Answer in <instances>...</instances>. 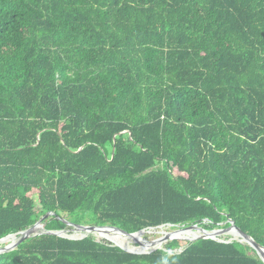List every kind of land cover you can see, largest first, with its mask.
Instances as JSON below:
<instances>
[{
    "label": "trees",
    "instance_id": "1",
    "mask_svg": "<svg viewBox=\"0 0 264 264\" xmlns=\"http://www.w3.org/2000/svg\"><path fill=\"white\" fill-rule=\"evenodd\" d=\"M48 213L47 230L232 220L264 247V0H0V239ZM186 240L43 234L0 264H264Z\"/></svg>",
    "mask_w": 264,
    "mask_h": 264
},
{
    "label": "water",
    "instance_id": "2",
    "mask_svg": "<svg viewBox=\"0 0 264 264\" xmlns=\"http://www.w3.org/2000/svg\"><path fill=\"white\" fill-rule=\"evenodd\" d=\"M50 215V213L46 214L45 216L41 217V219H39L33 226L27 228L26 230H23L21 232H18V233H15V234H9L7 236H5L4 238H1L0 241H3L4 239L10 237V236H16L17 239L16 241L2 247L0 249V254L1 253H5V252H9V251H12L14 249H16L18 247L19 244H21L23 241L29 239V238H33V237H37V236H40V235H43V234H46V235H54V236H57V237H60V238H65V239H69V240H82L88 236H83V237H79V238H76L74 237L73 235L71 234H67L66 233H73L75 230H93V229H109V230H114V231H118L120 232L121 234H124L126 236H129V237H134L135 234H138V233H141L145 230H148V229H153V228H148V229H142L138 232H134V233H126L122 230H120L119 228H116V227H111V226H96V225H80V224H75V223H72V222H69L68 220L66 219H62V221H64L66 227L62 230H47L45 228V224H44V219L47 218L48 216ZM230 226L227 227V228H221V229H214V230H205L203 229L202 227L198 226V225H191L189 227H183L175 232H185V231H198L200 232L201 234L199 236H196V237H193L192 239H189V240H186L188 241L189 243H192V242H195L199 239H212V240H216V241H219V242H222L223 240H220L218 238V236L222 235V234H226L228 233L230 230H235V232H237V234L239 235V241L240 243H245L247 245H249L250 247H252L256 252L257 254L259 255V257L261 258V260L264 262V247L261 246L259 243H257L252 237H250L249 235H247L246 233L242 232L241 229H239L234 221L232 220H228L227 221ZM169 225V224H168ZM42 226L43 229L40 231V232H36L37 228ZM169 226H172V225H169ZM159 227V226H158ZM71 235V236H70ZM160 240V239H159ZM97 242H100L99 240L96 239ZM163 240H161L162 242ZM227 242H230V241H227ZM113 246H117L119 248H121L122 250H124L125 252H128V253H131V254H138V255H141V254H151L153 253L154 251L158 250V249H162V248H158V249H154V250H151V251H148V252H135V251H129L123 247H120L118 245H115V244H111ZM183 249H180L179 253L182 252Z\"/></svg>",
    "mask_w": 264,
    "mask_h": 264
},
{
    "label": "bare ground",
    "instance_id": "3",
    "mask_svg": "<svg viewBox=\"0 0 264 264\" xmlns=\"http://www.w3.org/2000/svg\"><path fill=\"white\" fill-rule=\"evenodd\" d=\"M40 231H36V232H40ZM228 233H230L233 236V238H236V239L239 238V235L237 234V232H235V230H230ZM66 234L68 236L69 233H66ZM200 234L201 233L198 231H193V232L192 231H185V232H180V233L174 231L172 233H169L167 235V237L165 239H163V241H169V240H173V239H187V238L192 239L193 237L199 236ZM73 236L76 238L83 237V236H96V238H98V239H107L111 242H114L118 246H121V247H124L127 249H131V250H134L136 252H138V251L144 252V251H147V250H150L153 248H161L160 243H159L160 241L145 244L144 242H142V240L140 238H137L136 236H134V237H129L126 235L115 236L111 233L102 231L100 229L77 230V232L73 233ZM16 239H17L16 236H10V237L4 239L3 241H0V243H4V244H5V242L10 243V242L16 241ZM132 243H138L139 246L138 247H132V246H130V244H132Z\"/></svg>",
    "mask_w": 264,
    "mask_h": 264
},
{
    "label": "rangeland",
    "instance_id": "4",
    "mask_svg": "<svg viewBox=\"0 0 264 264\" xmlns=\"http://www.w3.org/2000/svg\"><path fill=\"white\" fill-rule=\"evenodd\" d=\"M68 218L69 219L66 218V220H68L69 222L74 223V221H73L74 217L69 216ZM85 222L86 221H83V223L80 224V225H84ZM75 224H77V223H75ZM181 228H183V227H172V226H169V225H162V226H159V227H155L153 229L145 230L144 232L138 233V234H136L134 236H136L137 238H140L142 240V242H144L145 244L146 243L148 244V243H154V242L160 241L159 242L160 243V247L162 249H166L165 248L166 244L171 242V241H173V240H175V239L169 240V241H162V242H161V240L165 239L169 233L177 231V230H179ZM75 232H77V230H75L73 233H75ZM73 233L69 232V234H71V235H73ZM109 233H111V234H113L115 236H120L121 235L118 232H109ZM90 237L94 238L95 240L97 239V240H99L102 243L115 244L114 242H111V241H109L107 239H98V238H96V236H90ZM218 238L220 240H223V241L227 240V241H230V242H232L234 240H239V238L238 239L233 238V236L230 233L222 234V235L218 236ZM187 239L189 240L191 238H187ZM8 244H10V243H8V242H5V244L4 243H0V249L2 247H4V246L8 245ZM182 244H183V246L181 248H178V249H175V250H169L167 252L168 253L179 252L180 249H183L186 246L184 242ZM115 245H117V244H115ZM130 246L138 247L139 244L138 243H132V244H130Z\"/></svg>",
    "mask_w": 264,
    "mask_h": 264
}]
</instances>
